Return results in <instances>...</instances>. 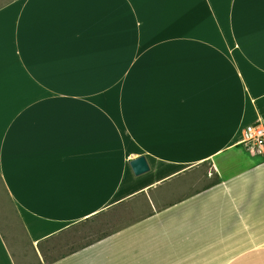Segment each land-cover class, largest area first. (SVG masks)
<instances>
[{"label": "crops", "instance_id": "obj_1", "mask_svg": "<svg viewBox=\"0 0 264 264\" xmlns=\"http://www.w3.org/2000/svg\"><path fill=\"white\" fill-rule=\"evenodd\" d=\"M259 120L264 0L7 2L0 264H264Z\"/></svg>", "mask_w": 264, "mask_h": 264}, {"label": "rangeland", "instance_id": "obj_2", "mask_svg": "<svg viewBox=\"0 0 264 264\" xmlns=\"http://www.w3.org/2000/svg\"><path fill=\"white\" fill-rule=\"evenodd\" d=\"M11 0H0V7ZM20 212L13 199L9 196L2 179L0 178V224L11 244L23 243L29 245L20 218ZM21 244V243H20ZM20 244L18 246H20ZM24 245V244H23Z\"/></svg>", "mask_w": 264, "mask_h": 264}, {"label": "built area", "instance_id": "obj_3", "mask_svg": "<svg viewBox=\"0 0 264 264\" xmlns=\"http://www.w3.org/2000/svg\"><path fill=\"white\" fill-rule=\"evenodd\" d=\"M244 134V142L248 147L256 150L264 149V120L248 124Z\"/></svg>", "mask_w": 264, "mask_h": 264}, {"label": "water", "instance_id": "obj_4", "mask_svg": "<svg viewBox=\"0 0 264 264\" xmlns=\"http://www.w3.org/2000/svg\"><path fill=\"white\" fill-rule=\"evenodd\" d=\"M131 166L135 174H142L150 169V165L145 156H139L131 161Z\"/></svg>", "mask_w": 264, "mask_h": 264}]
</instances>
